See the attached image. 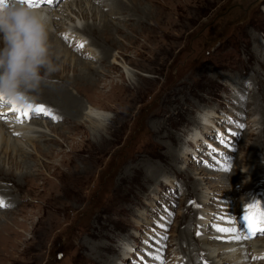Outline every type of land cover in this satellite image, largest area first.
<instances>
[{
    "label": "rangeland",
    "instance_id": "obj_1",
    "mask_svg": "<svg viewBox=\"0 0 264 264\" xmlns=\"http://www.w3.org/2000/svg\"><path fill=\"white\" fill-rule=\"evenodd\" d=\"M117 1L146 8L151 17L144 29L129 21L115 34L127 70L122 66L99 89L74 83L70 68L56 74L73 81L83 104L107 113L109 130L96 133L87 125L100 150L92 155L85 145L67 143L65 154L52 159L61 166L50 170L31 142L14 138L34 157L28 163L33 178L21 182L25 190L15 192L18 202L0 207V264H166L168 249L177 260L184 256L179 238L185 231L191 239L195 232L202 240L198 246L222 264L219 252L243 246L233 238L235 228L227 229L235 212L246 209L264 225V212L245 204L254 191L248 176L260 171L257 182L264 181V0ZM164 31L171 39L163 38ZM77 48V55L85 50ZM94 63L98 77L109 74L106 64ZM10 115L2 121L8 123ZM68 124L49 125L48 137H75ZM0 145L2 168L12 179L28 172L9 164ZM44 149L39 147L41 154ZM14 156L23 162L19 153ZM76 160L80 180L59 193L58 173ZM43 170L48 181L37 174ZM256 191L261 195L264 188ZM190 208L197 228L189 233ZM202 214L207 220L200 222ZM249 240L251 263L264 264V232Z\"/></svg>",
    "mask_w": 264,
    "mask_h": 264
},
{
    "label": "bare ground",
    "instance_id": "obj_2",
    "mask_svg": "<svg viewBox=\"0 0 264 264\" xmlns=\"http://www.w3.org/2000/svg\"><path fill=\"white\" fill-rule=\"evenodd\" d=\"M56 1L57 0H54L49 4H44V6L36 8L33 7V9H47L52 17L51 32L49 35L50 56L60 66L61 70L66 69L68 71V69L70 68V71L73 74L72 79L74 80V83L77 82L80 84H89L92 89H99L101 84L103 85V83H107L109 79H113L112 74L121 69V67L124 66L125 63V60L122 61L124 63L121 66L122 63H120L119 61L120 56L124 57V53L120 51L123 50V48L117 45L115 34L123 31L122 26L126 28L129 27V21L142 25L141 27H143L144 29L145 24H147L144 20H150V13L147 12L146 8H140L139 6H133V8H129L125 4L119 5L117 0H63L61 4L55 6ZM4 2H6V0H0V3ZM132 11L135 14L130 15ZM61 19L63 20L60 21ZM86 19L87 22L85 21L83 25L82 20L84 21ZM116 20L124 22V24L120 22L116 23ZM90 21L92 23H90ZM141 36V34L136 35V37L132 39V43L130 44L135 45L138 42L139 37ZM164 37L165 39L170 38L171 34L164 31L163 38ZM91 38L93 39V43L90 40ZM102 38H104V40ZM78 45H82V47H85L84 51H79L82 55L81 57L80 54H76V49H78ZM110 57L111 59H109ZM95 60L100 62V64H106L105 67L109 69V74H105L104 76L98 77L97 73H99V70L96 66L97 63H94ZM123 68H126L127 70L126 66H124ZM56 74L58 76L59 72H57ZM56 74H54V76L51 78L50 83L42 85L39 91L32 94L36 98L34 102L30 104L33 106V108L40 105L44 106L48 111V115L36 114L35 112L30 111L27 117L18 118V114L12 112L11 107V110L9 109L8 111L6 107H3V111L0 112V144L4 143L7 148H5V156L8 157L9 164L11 161V164L13 163L17 165L16 167L18 170L25 168V170L28 171L24 173L22 172L20 176H14L12 179V176L8 175V173L2 168L3 165L0 161V190H2L3 192V194L0 193V207H8L9 205L13 206V203L18 202L17 200H15V192L20 191V188H22L21 182L32 180L33 178L31 174L32 171H30L31 166L28 165V163L29 161H33L34 157L32 158V155H28L26 148L20 145L18 143V140H27L31 142L35 147L36 154L38 153L37 158H42L43 161L46 160V162L44 163V169L50 170L52 167L59 169V167L61 166L60 163L56 164L52 161V159L65 154L63 151V146L67 143L70 145V147L73 145L76 148L80 147L81 145H85L86 147H89V152L92 153V155H94L97 150H100L101 146L97 142V140L95 139L96 142H94L92 141V139H90V128H88L89 126L87 125H90L91 129L94 130L96 133L104 131L105 129L109 130L108 124H106L107 113L90 103L88 105L83 104L79 100L80 98L77 96L78 94H80L78 88H74L72 86L73 81L68 78H62V80H59V77L56 78ZM124 74L125 73L122 72L119 75V78L122 79V81L124 79ZM65 80L67 83L63 84ZM122 83H124V81ZM117 86L119 85L117 84ZM71 87H73V89ZM124 89L128 90L126 86L124 87ZM22 108L24 109V107ZM8 114H11L9 117V122L4 123L2 119ZM41 118H44L45 121L39 120ZM30 119H32V123L22 125L23 123H25L24 121ZM48 121L49 123H47ZM58 122H64V124L69 123L68 127L71 129V134H68L74 136L79 135L80 139L75 138L76 136L70 137L67 134L60 135V140H53L52 138H49L47 130L49 129L48 131L52 132L49 125L53 126L54 123L58 124ZM31 126L34 128H31ZM262 133L263 130L261 131V134ZM14 138L18 139L17 143L16 141H14ZM262 138L264 139V135H262L261 139ZM11 139H13V143H11ZM47 140H50L51 142L55 143L56 147L58 146L59 148L52 149L48 148L47 145L44 146V141ZM68 140H70V143L68 142ZM41 141H43V145H41ZM0 147L2 146L0 145ZM11 147H13L14 150H12ZM39 147L45 148V152L43 154L40 153ZM13 151L19 153V158L23 159V162H19L17 160L18 156H14L15 152L13 153ZM79 153H85V151L80 150ZM78 159L81 160V156H79ZM245 169L248 168L245 167ZM45 170L38 171L37 174H40L41 179L43 178L44 180L48 181V177L45 174ZM259 173L260 171H256V174H254L253 176H248V179L251 181V186L253 187L254 191L253 194L249 197V199L247 201L245 200V203L249 206L257 208L258 211L261 210L262 212H264V193L258 195V192L256 191L257 189L264 188V181L257 182L259 180ZM58 174L59 175L57 176V180L59 181V185L56 186V188L59 190V193H63L64 191L66 192V190L70 188L71 184L77 183V181L80 180L81 170L77 166V160L73 161L71 164H69V167L66 170L59 172ZM8 184L12 185V187L15 188V191L8 189ZM23 190H25V188ZM2 196L6 199H2ZM233 198L234 196L232 197V199ZM1 213L2 211H0V214ZM190 213V217L193 219V221L190 217L187 218V221H190L188 230L189 233L191 232L192 228H197V222H195V217H197V215H193L192 208L185 210V216L189 215ZM2 218L3 217L0 216V222H2ZM198 219L200 222H202L207 220V217L205 216V214H202L198 216ZM5 220H8V217L5 218ZM249 224L253 225V222ZM260 224L261 226H264L262 223ZM233 225V228H235L237 226V222L236 224H234L233 221ZM17 227L20 226L18 225ZM260 232L261 231H259V233ZM187 233L185 231L184 234H181L182 236L180 235L181 239L179 238V245H181L183 248L184 256L179 254L180 260H177L174 256H172V254H170L171 250L168 249L167 254L169 255V259L171 260H167L166 264H218V262H216L217 257L211 256V253L213 251L211 252L207 249H203L198 246L199 241L202 240H199L197 239V237H195V232L193 239H191ZM257 234H254L251 237H254ZM230 239L231 237L228 238V240ZM205 240H203V242L207 243V241ZM176 244L177 243H175V245ZM167 246H170L172 248L173 244L167 243ZM105 248H107V245ZM184 248H187V251H185ZM253 248L243 245L240 247V251L238 252L233 251V249H225V251L223 250L222 252H219L218 256H221V258L223 256V260L220 259L223 262L222 264H229L235 258L240 260L237 264H252L251 261L254 256L248 251ZM262 257H264V255H262ZM165 258H167V256ZM227 258L229 259L228 261H226Z\"/></svg>",
    "mask_w": 264,
    "mask_h": 264
},
{
    "label": "clouds",
    "instance_id": "obj_3",
    "mask_svg": "<svg viewBox=\"0 0 264 264\" xmlns=\"http://www.w3.org/2000/svg\"><path fill=\"white\" fill-rule=\"evenodd\" d=\"M51 15L21 0L0 3V100L27 107L32 94L60 71L50 56Z\"/></svg>",
    "mask_w": 264,
    "mask_h": 264
},
{
    "label": "snow or ice",
    "instance_id": "obj_4",
    "mask_svg": "<svg viewBox=\"0 0 264 264\" xmlns=\"http://www.w3.org/2000/svg\"><path fill=\"white\" fill-rule=\"evenodd\" d=\"M21 2L26 3L28 7L33 8L39 6L38 0H21ZM5 104L0 100V108H3ZM12 111L18 114V118L27 117L30 111L35 112L36 114L48 115L47 109L40 105L33 108L32 105H28L25 109L21 110L16 108L15 105H12Z\"/></svg>",
    "mask_w": 264,
    "mask_h": 264
}]
</instances>
